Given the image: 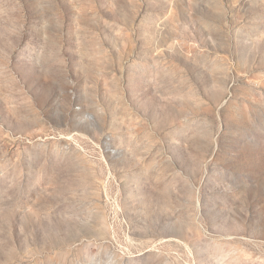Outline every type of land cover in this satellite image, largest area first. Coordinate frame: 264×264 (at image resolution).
Listing matches in <instances>:
<instances>
[{"label": "rangeland", "instance_id": "1", "mask_svg": "<svg viewBox=\"0 0 264 264\" xmlns=\"http://www.w3.org/2000/svg\"><path fill=\"white\" fill-rule=\"evenodd\" d=\"M0 264H264V0H0Z\"/></svg>", "mask_w": 264, "mask_h": 264}]
</instances>
